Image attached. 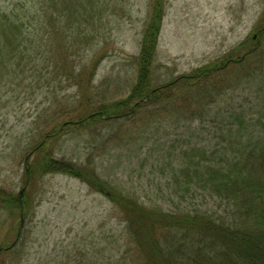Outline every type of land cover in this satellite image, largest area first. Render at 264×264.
Instances as JSON below:
<instances>
[{
  "label": "rangeland",
  "instance_id": "374dc122",
  "mask_svg": "<svg viewBox=\"0 0 264 264\" xmlns=\"http://www.w3.org/2000/svg\"><path fill=\"white\" fill-rule=\"evenodd\" d=\"M20 1L0 0V13H9ZM47 4L51 8L57 4L56 8L64 9L66 13L62 12L63 16L53 20L51 25L47 18L51 9L43 12L42 6L37 5L40 17L35 21L42 22H36L32 28L40 33L43 53L48 56V50H52L51 55L56 60H67L61 64L62 68L74 70L76 74L90 65L88 74L91 78L93 73L91 85L97 93L94 102L97 107L126 97L138 81L141 40L145 24L154 11L152 0H50ZM78 4L81 5L79 12L76 10ZM34 11L36 14V8ZM85 14L84 20L82 15ZM263 15L264 0H165L149 86L170 83L199 67L221 63L243 43H258L257 30ZM41 28L44 31H40ZM86 28L91 29L92 37L89 44H80L83 38L79 34ZM252 37L255 42L249 41ZM261 42L262 49L257 54L261 65L255 64L258 69H252L257 70L252 80H245L247 73L252 71L249 63L245 68L233 65L213 78L209 87H221L224 93L213 99L215 102L207 106L206 112L218 113V122L229 123L230 115L255 121L264 114V75L261 74L264 71V40ZM234 56L238 59V55ZM17 73L20 81H13L29 86L28 79L21 81L25 73ZM239 76L244 80H239L241 83L236 81ZM66 80H55L49 87L42 83L34 88L18 89L16 85L13 89H0V186L6 190L15 184V189H20L19 180L25 172L24 152L32 143V123L39 113L51 106L59 108L76 101L77 85L73 80ZM190 95L196 98L193 90ZM206 99L203 91L200 104L205 106L211 101ZM197 107L195 103L189 105L192 112ZM158 112L157 123L147 129L139 120L123 126L119 133L122 141L108 142L109 134L116 132L122 123L104 121L97 124L96 121L87 129L65 132L60 134L58 143L49 145L50 154L76 165L84 166L90 162L103 181L146 202L148 199L156 201L165 210L172 209L176 199L171 190L165 189L163 184H153L159 176L154 161L157 157H166L170 149L167 140L174 139V132L167 130L173 124L166 118L179 119L178 122L186 126L184 132L178 131L184 138L196 133L200 121L180 120V114L172 105L164 106ZM209 122L204 121V126L219 132ZM165 131L170 133L169 137L164 135ZM202 131L204 134L200 132L198 140L209 138L212 145L219 141L206 129ZM250 131L254 136L261 132L257 127H251ZM38 138L36 142L41 139V134ZM119 142L122 143L118 146ZM192 142L197 139L192 138ZM34 195L33 210L22 229L26 244L18 255H23L21 264H74L69 261L78 260L84 254L82 260L97 264V258L115 262L114 259L122 256L118 250L127 240L122 214L86 183L66 173L48 174L38 179ZM216 205L218 203L211 202L206 206ZM218 212L225 216L223 206ZM12 259L16 260L15 264L20 261L16 255ZM132 260L138 262L136 258Z\"/></svg>",
  "mask_w": 264,
  "mask_h": 264
},
{
  "label": "trees",
  "instance_id": "16d2710c",
  "mask_svg": "<svg viewBox=\"0 0 264 264\" xmlns=\"http://www.w3.org/2000/svg\"><path fill=\"white\" fill-rule=\"evenodd\" d=\"M49 1L21 0L13 5L9 13H0V89H13L16 85L18 89L34 88L42 83L49 87L51 82L62 79H67V82L73 80L78 88L76 101L59 108L51 106L39 113L32 123V143L24 152L25 172L19 180L20 189H15L17 184L9 190L0 186V264H15L16 260L12 259L15 255L20 260L18 264L23 262V255L18 256L26 244L22 229L33 210L37 181L53 173H66L80 179L106 197L122 214L127 235V240L118 250L122 256L114 259L115 262L97 258V264H264V114L255 121L230 115L229 123L224 124L218 122V113L206 112L207 106L215 102L213 99L224 93L221 87H209L213 78L233 65L245 68L249 63L250 71L261 65L257 54L264 40V15L257 30L258 43H243L221 63L199 67L170 83L150 87L165 3V0H152L154 11L145 24L141 40L138 81L126 97L97 107L94 104L97 93L91 85L93 73L91 78L88 74L90 65L76 74L74 70L62 68L61 64L67 63V60H56L50 49L48 56L42 51L40 33L32 28L36 22H42L35 21L36 17H40L37 5L42 6L43 12L51 9L47 14L51 25L53 20L57 21L66 13L64 9L56 8L57 4L51 8L47 4ZM76 10H81L80 4ZM85 16L87 14L82 18ZM69 29L72 31L74 26ZM89 30L86 28L80 32L79 37L83 38L80 44H89L88 40L92 37ZM40 31L44 30L41 28ZM249 41L255 42V39L252 37ZM234 55H238V59ZM17 71L25 73L21 81L28 79L29 86L13 81H20ZM256 71L244 74L248 76L245 80H252ZM7 72L13 73L8 76ZM261 74L264 75L263 70ZM239 80L244 81L241 76L236 81ZM192 90L196 98L190 95ZM213 90L217 91L213 93ZM203 91L206 101L211 99L205 106L200 104L203 102L200 101ZM193 103L198 105L194 112L189 108ZM170 105L180 114V120L200 121L195 135L185 136V139L182 132L186 126L179 123V119L171 121L166 118L173 124L167 130L174 132V139L167 140L170 149L166 157H157L154 161L159 176L153 184H163L165 189L171 190L176 199L172 209L165 210L156 201L148 199L146 202L103 181L90 162L84 166L69 164L50 154L49 145L58 143L60 134L87 129L96 121L97 124L104 121L122 123L116 132L109 134L108 142L122 141L119 133L123 131V126L139 120L147 129L157 123L160 118L158 111ZM204 121H210L214 124L212 128H218L219 132L207 129ZM251 127H257L260 134L255 133V137L253 131L249 132ZM203 129L219 141L212 145L208 136V139L198 140ZM179 130L182 132L178 133ZM38 134H41V139L36 142ZM164 135L169 137L170 133L165 131ZM192 138L197 142H192ZM211 202L218 205L212 208L206 206ZM222 206L225 216L218 212ZM84 255L69 262L94 264L82 260ZM132 258L138 262L135 263Z\"/></svg>",
  "mask_w": 264,
  "mask_h": 264
}]
</instances>
